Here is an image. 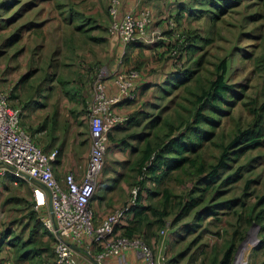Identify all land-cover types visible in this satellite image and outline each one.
<instances>
[{"label": "rangeland", "instance_id": "1", "mask_svg": "<svg viewBox=\"0 0 264 264\" xmlns=\"http://www.w3.org/2000/svg\"><path fill=\"white\" fill-rule=\"evenodd\" d=\"M2 1H6L9 7L0 8V83L6 85V90L1 92L14 96L11 105L21 108L24 115L28 113L25 117L27 123H24L30 133L28 123L33 126L31 134L37 143L40 135L43 142L50 141L51 149H57L59 153L63 149H73V123L79 126V130L83 126L89 132L86 104L91 99L96 75L113 69L121 54V50L117 53L109 47L107 39L108 0ZM177 2H169L173 3V10L165 16L175 22L179 8ZM263 14L264 2L257 0H245L244 4L218 21H214L212 15L190 17L186 12L185 17L176 22L177 28L186 41L189 35L199 38L198 46L202 48L195 52L193 59L189 57L192 61H188L187 57L178 59V63L167 61L164 56L161 59L153 47L150 48L154 52L151 54L148 50L127 51L126 65L143 72L148 85L142 89L140 99L132 109L131 115L141 112L139 123L125 126L119 137L125 140L126 147H115L111 140L94 198L109 191L115 194L114 197L123 193L126 200L122 206H126L138 178L139 160L148 143L153 146L163 144L172 128L180 130H176L178 135L189 121L194 127L193 117L200 108L218 122L216 125L209 122L201 124L212 134L194 152L186 154L194 163L190 161L174 169L160 185L151 181L146 183L142 194L146 206L163 208L162 196L154 195L155 192L168 189L174 196V205L169 208L164 226L153 223L146 227V224L130 223L132 229L140 226L137 236L152 239L148 243L142 238L152 248L156 258H166L164 264H212L215 259L220 261L224 251L238 240L242 232H245V238L238 241L232 264L264 262V249L254 254L255 248L264 240V199L261 200L264 197V145L241 152L238 156L231 155L229 167L218 171L219 180L206 191L198 192L197 189L203 188L197 185L199 167L204 165L210 171L225 148L241 130L253 125L258 111L261 113L264 105V19L253 17ZM165 18L155 16L158 26L155 24L154 27L160 28ZM160 30L164 37L154 48L161 43H169L171 48L174 45L172 36L166 35V27ZM202 39L211 41L206 44L200 41ZM187 45L186 42L183 48ZM223 60L229 62L227 83L237 86L235 90L239 96L230 94L220 111L203 109L198 96L217 78V67ZM185 67L192 69L191 79L176 87L168 85L171 80L169 75ZM73 83L81 85L85 98V114L76 115L78 119L75 121ZM49 101L51 117L45 123L43 112L37 111L36 107ZM82 116L84 119H81ZM43 123L46 131H38ZM262 124L264 127V120ZM240 147L236 145L230 152ZM229 176L238 180L232 184L224 183ZM23 192L14 191L10 195L12 200L7 197L0 201V226L9 234H19L27 228L24 232L27 239L34 227L29 217L34 210V200L29 191ZM193 196H201L200 206L176 222L178 204ZM225 202L236 203L230 209H216L217 204ZM91 207L93 209L92 204ZM209 207L215 213L206 214ZM198 211L202 213L203 220L197 219ZM250 215L254 218L251 224H247ZM258 215L259 221L255 219ZM148 218L151 222L157 220L152 212L148 213ZM188 224H193L190 231L186 227ZM162 230L167 231L165 239L161 236ZM37 236L40 239V235ZM2 255L7 257V251ZM53 258L50 262L37 258L25 264H55Z\"/></svg>", "mask_w": 264, "mask_h": 264}, {"label": "built area", "instance_id": "2", "mask_svg": "<svg viewBox=\"0 0 264 264\" xmlns=\"http://www.w3.org/2000/svg\"><path fill=\"white\" fill-rule=\"evenodd\" d=\"M123 4L124 0H108V30L121 40L122 48L114 69L99 72L93 82L92 96L86 104L91 148L80 180L73 172L66 175L63 183L56 178L54 164L59 150L46 153L37 145L22 124V109L11 106L9 95L0 91V180L9 174L26 180L25 176H29L35 186L33 208L37 213L51 202L53 214L40 215V220L55 238V264H78L79 250L84 252L91 264H106L127 251L137 252L144 258L145 264H164L166 261L165 257L156 258L152 248L142 238H129L115 230L137 205L139 185L132 188L126 206L115 209L100 225H95V213L91 207L109 150L110 134L130 119L128 114L120 113L119 108L138 100L135 87L141 72L126 65L129 45L141 43L154 46L164 37L160 28L165 27L172 34L173 55L177 54L178 47L186 43L173 18H165V25L155 28L156 19L152 10L144 9L136 15L123 11ZM145 171L146 168H143L141 181L145 180ZM41 186L46 188L48 195L40 189ZM2 235L0 227V239ZM161 236L165 239L167 231L162 230Z\"/></svg>", "mask_w": 264, "mask_h": 264}, {"label": "trees", "instance_id": "3", "mask_svg": "<svg viewBox=\"0 0 264 264\" xmlns=\"http://www.w3.org/2000/svg\"><path fill=\"white\" fill-rule=\"evenodd\" d=\"M188 1L190 2L191 0H185V2ZM242 1L243 0H195V2L191 3V5H186V4L183 5L182 3H180L178 8V13L176 15V22L178 23L179 19H183V17H185L186 12L187 15L190 17L197 16L203 18L206 17L207 15H212L214 21H218V19H221L229 11L240 6L242 4ZM257 1L264 2V0H257ZM8 7L9 6H7L6 1L0 2V8L3 9ZM172 16L175 17V15ZM253 18L257 20L264 19V14L254 15ZM166 35L172 36L170 31H166ZM198 41L199 38L192 37L191 35H189L186 41L188 44L187 47L184 49L183 47L185 46L182 44L183 47L181 48L178 47L177 54L175 55L172 54V49L169 47V43H167L166 46L168 48L166 47L167 49L166 52H164L163 56L166 58L167 61L173 60L176 63H178L177 61L178 59H182L183 57H187L189 61L191 59L189 58L190 56L193 59L195 52H198L199 50L202 49L201 47L198 46ZM200 41L209 44L211 40L202 39ZM176 43H178V41H176ZM143 46L146 45H143L141 43H133L129 45L128 50L130 47L144 48ZM163 56H161L160 58L162 59ZM192 59L190 61H192ZM228 70H229V62L227 60H223L217 67V73H218L217 78L210 82L208 89H203L201 96H198V101L202 103L203 109L214 108L215 110L220 111L222 105L227 101V98L231 97L230 94H233L237 97L239 96L238 92L235 90L237 86L230 85L227 83L226 76ZM192 74H193L192 69H187L186 67L183 68L182 70L176 69L169 75V79L171 78V80H169L167 83L171 87L182 85L191 79ZM135 90H138V86L135 87ZM9 99H15V97L11 96V98L9 97ZM260 112L261 113H259L258 111L257 120L253 123V125L244 130H241L240 133L233 140V142L227 148H225V150L222 152L221 156L219 157L218 163L215 166H212L210 168V171H207L204 165H201L199 167L198 171L200 173V177L198 179L197 185L202 186L203 188H201V190L197 188L198 192L206 191L208 187H211L214 185V183H216L217 179L219 180L220 173L218 171L224 170L229 167L228 161L230 160L231 155L238 156L239 153L241 152L245 153L247 151L257 149L262 145H264V127L262 124L264 120V105L261 107ZM140 115H141L140 111L136 112L135 114L130 116L128 122H126L123 125H119L118 127L121 126L130 127L133 124H136L137 122L139 123L138 120L140 118ZM193 119L195 120L194 127L192 126V122L190 121L187 122L184 125L183 132L178 135L176 134V130L179 129L173 130L172 128L170 130V134L166 136L168 140L163 144H158L157 146H153L151 143L147 144L146 148L144 149V155L139 160V165L137 169V173H138L137 181L133 184V186L135 185L140 186V192H139L137 205L134 206L128 213V215H132L133 218L130 223L133 222L134 225L146 224V227L153 225V223L154 225L160 227L164 226L163 225L164 219L170 213L169 208L174 205L173 194L168 189H164L154 193V195L156 196H162L163 208H158V207L154 208L152 206L144 205V198L142 194L143 191L146 189V183H148L149 181H151L155 185H160L164 182L165 179H167L168 174L174 169L181 168L190 161L191 163H194V160H191L189 156H187L186 154L187 153L190 154L194 152L196 148L200 147L202 143L212 134V132L205 130L201 126V124L204 123L207 124L209 122L216 125L218 122L215 121L210 114L206 115L204 112H202L201 108L196 111ZM22 124H23V116H22ZM110 139H113L112 133L110 134ZM236 145L237 146L241 145L242 147H240L238 150L235 151L233 150L230 152V150ZM143 168H146L145 171L146 177L145 180L141 181L140 177L144 173ZM237 180H238L237 177L229 176L224 181V183L232 184ZM99 197L100 196H98V198ZM200 197L201 196H197V197L193 196L191 198L189 197L186 202H181L180 204H178L179 211L176 222L180 221L182 218L189 215L192 210L200 206V199H201ZM94 199L96 200L97 198L93 197L92 202ZM263 199L264 197L261 200ZM235 203L225 202L222 204H217L216 209H222L224 207L230 209ZM213 211H214L213 208L209 207V210L207 211L206 214L212 213ZM149 212H152L153 216L157 218L156 222H151L149 220L148 218ZM197 216H198L197 217L198 220H203V216L200 211L197 212ZM29 217L30 220H32V222L34 223V227H32V230L30 231L31 234L27 239H25L24 237L25 234L24 232L27 230V228H25L19 234L13 232L9 234V231L5 232L3 227L0 226L3 229V235L0 239V253H2L3 250L5 252L6 250L7 251L6 259L9 260L15 259L17 263L18 262L30 263V262H34L37 258L45 259L44 254H48V256L50 257L53 256L55 257L54 248L52 249V246L50 245L49 242L50 240H52L55 246V238L45 228L44 224L40 220V216L37 215V213L34 210L31 211ZM253 218L254 215H250L247 224H251ZM255 219L259 221L260 216L259 215L256 216ZM94 223H95V218H94ZM139 227L132 229L130 226H128L125 229V231L122 233V235L127 236L129 238L141 237L147 240L148 243H150V239H147L148 236L143 237L136 235V232L140 231ZM186 227H188L189 228L188 230L190 231L193 227V224H188L186 225ZM118 228H120V225H118L115 230H118ZM40 231H42V235H46L49 237L48 242H44V240L38 242L36 236ZM244 238H245V232H242L238 240L230 244V246H228V248L224 251L222 259H220V261L215 259L212 264H232L233 256L235 255L238 241L243 240ZM263 249H264V240L261 241V243L255 248L254 254L257 255L258 252H260ZM35 264H37V262H35ZM262 264H264V262Z\"/></svg>", "mask_w": 264, "mask_h": 264}, {"label": "crops", "instance_id": "4", "mask_svg": "<svg viewBox=\"0 0 264 264\" xmlns=\"http://www.w3.org/2000/svg\"><path fill=\"white\" fill-rule=\"evenodd\" d=\"M177 1H178L177 2L178 6L180 3H182L183 5H185V4L191 5L192 2H195V0H191L190 2L189 1L185 2V0H177ZM244 3H245V0L242 1V4H244ZM172 4H170L169 2H164L163 0H124L123 11L131 12V13L138 15V14H140V12L142 10L150 9L153 11L154 16H156L158 19H162V18H165V16L169 14L170 10L171 11L173 10ZM174 11H176V9ZM172 15H174V12H172ZM109 22H110V20H109ZM156 24L158 25V22H156ZM162 24L161 25L164 26L165 22ZM107 39L109 41V47L112 50H116L118 53L122 48L121 40L116 36H112L110 33H109V37ZM166 45L167 44H161L159 46H156L155 48H154V46H143L144 48L130 47L129 51H131V50H140V51L148 50L149 53L151 54V53H154L150 49L151 47H153V50L157 51L156 54L161 57V56H163L164 52H166V49L168 48ZM114 67H115V65H114ZM114 67H113V69H114ZM73 74H74V70H73ZM147 85H148L147 82L144 81V73L142 72V75L136 84V86H138V90H137L138 101L140 99L139 97H140L142 89L146 88ZM3 90H6V85H2L0 83V91H3ZM82 92H83V88L81 87V85L73 83V114H74L73 115V121L78 119L76 117V115L79 114L81 116L82 113L85 114V104H84L85 98H84V94H82ZM10 98H11V96H10ZM138 101H137V103H138ZM10 102H11V99H10ZM28 105L29 104H27L26 107H28ZM135 105H136V103L121 106L119 108V111L122 114H128L129 116H131L132 109H134L133 107ZM49 107H50V101L48 103L42 102L41 105L38 104L36 107L37 111L41 110L43 112L45 123L49 120V117H51V116H49L50 115L49 114L50 113ZM23 114H24V112H23ZM26 116H28V113L25 112L23 124H24V127L28 130L27 126L24 123V122L27 123V118H25ZM81 119H84V116H82ZM28 121H29V118H28ZM42 125L43 126H41L38 131H46V126H44V123ZM75 125L76 126H74V123H73V149H70L68 151L63 149V151H60L59 157L54 164V171H55L56 178L61 183L64 182V179L69 172H73L75 174L76 179L80 180L83 176L84 169H85L86 164L88 162V154H89L90 148H91L90 133L89 132L87 133L86 129L83 128V126H81L82 129L79 130V126H77V124H75ZM28 126L31 128V133H32L33 132L32 129H34L33 126H31L29 123H28ZM123 129H124V126H121V127L116 128L113 131V133H112L113 139H110V145H111V140H112V142H113L112 144L115 147H117L119 145H123L124 148L126 147L124 145L125 140L124 139L121 140L119 138L123 132ZM39 134H41V133H39ZM35 137L37 138V136H35ZM40 138L41 137L39 135V138L37 139V141L39 140V142H38L39 144L35 141L37 143V145H39L47 153L52 152L53 149H51L52 147L50 146L51 142L50 141H48L47 143L43 142ZM120 147H122V146H120ZM109 148H110V146H109ZM30 181L31 180H29V179L26 180L23 178H16L12 174H9L5 178H2L0 180V201H2L3 198H7V197H8V200H12L11 199L12 197H10V195L14 191H16V192H23L24 191L25 192L27 190V191H29L30 196H31V194L33 196L35 186ZM13 182H17V185H13ZM40 189L43 192H45L47 195L49 194L48 191L46 190V188L41 186ZM125 189H127V188H125ZM121 195L122 196H118L119 198L114 197L115 194L112 191H109L107 194L101 195L96 200L95 199L93 200L92 205H93V209H94L95 214H96V217H95L96 225H100L107 218L108 215H110L118 207L122 206V204L126 200V196L123 195V193ZM17 199L18 198H16V200ZM48 213H51L49 205L48 206L45 205V206H42L40 212L37 213V215H39V216L40 215H48ZM132 219H133L132 215H128L127 218L120 224V228H118L119 234H122L125 231V229L128 226H130V222ZM38 235H40V239H38V236H37L38 242L42 241V240H47L49 238L46 235H42V231H40L38 233ZM151 241H152V239H150V242ZM49 242H50V245L53 246V248H54V242L52 240H50ZM94 252H96V250H94ZM3 253H4V250L2 253H0V260H1L0 264H25L26 263V262H18L17 263L15 259H11V260L6 259V257L4 255H2ZM44 255H45V260H47L49 262L54 259L53 257L48 256V254H44ZM47 257H49V258H47ZM78 262H79L78 264H91V262L85 256V254L82 250H79ZM106 264H145V263H144V258L141 255H139L137 252L127 251V252L122 253L118 257H114V258L108 260L106 262Z\"/></svg>", "mask_w": 264, "mask_h": 264}, {"label": "water", "instance_id": "5", "mask_svg": "<svg viewBox=\"0 0 264 264\" xmlns=\"http://www.w3.org/2000/svg\"><path fill=\"white\" fill-rule=\"evenodd\" d=\"M27 179L29 180H32L29 176H25ZM49 208H50V211H51V214H53V208H52V204L51 202H49Z\"/></svg>", "mask_w": 264, "mask_h": 264}]
</instances>
